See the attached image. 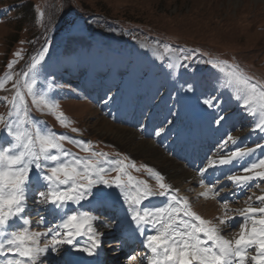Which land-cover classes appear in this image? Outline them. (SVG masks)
Instances as JSON below:
<instances>
[{
	"label": "rangeland",
	"instance_id": "374dc122",
	"mask_svg": "<svg viewBox=\"0 0 264 264\" xmlns=\"http://www.w3.org/2000/svg\"><path fill=\"white\" fill-rule=\"evenodd\" d=\"M165 45L171 51L165 52ZM45 47L48 48L45 58L49 60L44 59L33 69L32 64L39 59ZM101 49H104V56L99 59L103 55ZM59 50L62 57H59ZM116 52L122 54L117 55ZM185 52H192L191 60L184 59ZM142 54L145 56L142 57ZM148 58L153 60V64L151 61L149 63ZM155 59L164 60L167 65L176 64V67L170 69H179L177 77L174 71L161 68L162 62ZM209 59L238 65L253 82L264 86V0H0V81L4 82V87L0 88V116L5 121L9 120L10 110L6 108L11 106L16 95L13 84L19 81L20 86H23L34 81L36 97L21 87L24 103L30 105L32 119L41 124L46 122L56 133L66 134L75 141L90 142L91 150L86 152L85 157L100 150L110 160L128 157L125 163L134 162L136 168H128L127 171L133 173L137 180L147 181L153 191L160 189L148 168L161 173L165 177L164 182L170 185L169 176L178 163L183 165L166 151V145H161L159 140L165 136L169 141L194 134L190 105L183 98L193 92H197V103L206 108L208 124L214 125L219 115L225 117L219 126L222 130L226 124L228 136L231 135L235 141L233 143L228 140V155L237 148H252L254 156L249 158L258 161L264 156V149H261L264 132L255 129L253 117L246 114L232 98L234 93L230 94L231 89L224 90L223 75L217 79L218 69L203 62ZM60 62L61 67L58 66ZM74 69L78 75L62 80L65 78L63 72L69 78L71 74L68 71ZM9 75L11 80L7 79ZM169 77L176 81L172 86L167 84L171 80ZM138 78L142 81V88L134 81ZM92 83L98 88L106 86L107 93L102 101L94 100L86 91V86ZM101 88L97 90V97ZM138 89L142 94L149 95V98L136 99L140 95L135 97ZM178 90L179 97L175 95L174 98L179 101L178 108L184 109L182 114L175 113L171 104V93ZM40 96L59 107L50 112L43 104L33 103ZM157 96L161 97L160 100L155 98ZM205 99L212 100L214 107L204 104ZM136 102H139L137 109L131 108ZM149 107L153 116H161L156 131L164 129L156 138H147L146 133L140 131L139 125H130L119 118L121 114L139 113L142 110L146 111L144 118L152 117ZM61 112L69 122L67 126L61 125L56 119ZM0 128H3L2 123ZM73 128L77 131L73 132ZM149 141L155 147H148ZM62 144L64 149L76 156L82 155L83 150L77 144L68 141H62ZM158 152L168 157L164 160ZM255 171H264V168L255 169L251 173ZM116 174L111 172L108 178ZM107 189L104 188V191ZM106 192L112 193L111 197H115V201L123 202L118 189L112 188ZM249 193L240 202L228 204L227 208L219 203L221 213L225 216L214 218L217 225L220 219H226L227 223V217L233 218L235 214L241 217L240 211L249 206H262L257 197L264 196V180H259L258 187ZM32 198L33 205L37 204L33 206L38 212L36 216L44 217L41 214L47 213L51 206L36 203V196ZM153 198H157L156 202L160 199L162 203L166 199L159 196ZM189 204L193 210L190 201ZM227 209L233 210L228 212ZM118 213L120 219L117 223L100 219L102 223H94L99 228L97 232L104 231L106 226L121 225L114 243L119 235L125 237L124 233L134 224L127 211ZM40 216L30 222L31 230H46L43 227L46 221L36 225ZM52 218L49 217V220ZM125 220L126 224L122 225ZM242 223L243 217L235 228L226 229V225H223L222 234H230L233 240L238 238ZM248 227H251L250 221ZM136 244L143 247L139 242ZM117 246L114 245V248ZM64 251H60L59 255L54 253L57 254L56 262ZM249 252L255 254L254 249ZM131 254L127 257L126 253L124 263L130 260L129 263L134 261L132 264H141L140 251L135 249Z\"/></svg>",
	"mask_w": 264,
	"mask_h": 264
},
{
	"label": "snow or ice",
	"instance_id": "6c2138e0",
	"mask_svg": "<svg viewBox=\"0 0 264 264\" xmlns=\"http://www.w3.org/2000/svg\"><path fill=\"white\" fill-rule=\"evenodd\" d=\"M164 50L171 51L168 45ZM47 52L48 48H43L39 59L31 66L33 69L45 59ZM184 59L191 60L192 52H185ZM203 62L218 69L217 79L223 75L224 90L231 89L230 94L234 93L232 98L253 117L255 129L264 132V86L253 82L238 65L212 59ZM176 66L168 64L169 68ZM7 79L12 77L9 75ZM33 83L20 86L17 81L13 84L16 95L11 102L10 119L5 121L0 116L3 124L0 128V264H44L50 252L59 255L64 245L71 246L69 252L75 249L90 257H99L103 234L94 227V221L99 217L93 214L92 209L110 198L111 193L103 188L119 190L127 205V214L136 225L131 229L132 233L138 232L144 237L145 254L141 257V264L145 261L146 264H248L249 261L251 264H264V196L257 197L262 206H249L240 211L244 223L238 238L227 239L217 224L202 218L192 210L186 198L176 195L178 189L170 191V185L164 182L165 177L161 173L147 169L160 189L153 191L147 181L137 180L127 171L128 168H136L134 162L125 163L128 157L110 160L106 153L94 151L91 156L78 157L64 149L62 141L75 143L85 152L91 150L90 142L75 141L66 134L56 133L46 122L41 124L30 117L21 87L36 97ZM3 87L4 82L0 81V88ZM33 103L43 104L50 112L59 107L43 96L34 99ZM203 103L214 107L212 100L205 99ZM56 119L63 126L69 123L62 112ZM224 119L219 115L215 123L219 125ZM162 131L163 128L156 135ZM227 140L235 143L231 135ZM252 152V149L237 148L227 157L211 160L207 167L231 165L234 160L251 156ZM142 167L147 168L146 165ZM260 168H264V158L252 161L242 171L247 173ZM205 171L207 168L200 169L201 174ZM111 172L117 174L109 179ZM257 178L264 180V171L227 176L241 189L250 188V182ZM203 184L201 180V186ZM33 196L38 197L36 203L50 205L48 210L57 220L55 224L45 223L43 232L31 230L28 201ZM156 196L166 199L161 204H153L151 198ZM83 202H88V210L84 209ZM223 206L227 208L228 202L224 201ZM45 219L41 217L36 224L45 222ZM231 220L232 217H227L226 223V219H220L219 224L231 228ZM248 221L251 222L250 230ZM49 234L51 238L41 246V237ZM78 238H85V243L81 244ZM250 249H254L255 254H250ZM62 261L63 256L57 264Z\"/></svg>",
	"mask_w": 264,
	"mask_h": 264
},
{
	"label": "bare ground",
	"instance_id": "6f19581e",
	"mask_svg": "<svg viewBox=\"0 0 264 264\" xmlns=\"http://www.w3.org/2000/svg\"><path fill=\"white\" fill-rule=\"evenodd\" d=\"M104 87L102 86L99 97L101 95V92L103 91ZM89 91H94V87L90 88ZM250 142V141H249ZM148 147H155V145L149 141ZM157 152V151H156ZM161 153V152H160ZM158 152V154H160ZM160 157H163L164 160L165 158H167L168 156L165 155L163 152L161 153ZM224 157V156H220ZM218 156L216 159H220ZM229 168H225L222 170H220L219 172H210L209 174H202V180L204 181L203 186H201V181H198L197 175L195 172L189 170L187 167H184L182 164L178 163L176 169L172 172V175H170V191L172 190H179L178 192H176V195L179 196L180 198H186L188 201H190L193 205V211L197 212L200 214V216L206 220L212 221L214 224H217V222L214 220L215 217L219 218L221 215L222 217H224L225 215H223L221 213V208H220V204L218 202V196L215 195V192L220 189V188H226V186L223 184L224 182H226V180H221L219 179V181L217 182H212L215 179L218 178H227L228 175H234L231 171V169L234 168L233 164L229 165ZM235 175H250L247 173H243V172H237ZM228 180V179H227ZM256 180V179H255ZM253 180V181H255ZM230 181V180H228ZM251 181L250 183L252 184ZM230 183L233 186H237L238 190H241V188L236 185L235 183H233L232 181H230ZM226 192V190H225ZM241 192V191H240ZM240 192H236V195H239ZM203 193H207V195H202ZM228 194H230V190H228ZM218 199V200H217ZM31 202H28V206H30V221H35L38 217H36V212L32 213V211L35 210V208H33V199H30ZM37 205V204H36ZM35 205V206H36ZM106 205L109 206V210H116L115 207L113 206V204L111 202H108ZM34 206V207H35ZM95 207H99V206H95ZM47 214V213H43ZM229 214V213H228ZM107 215H110V213H108ZM34 216V218H32ZM126 221H122V225L126 224ZM121 224V223H120ZM121 225L117 224V226H106L104 231H98V233H102L103 235L101 236V241L102 240H107L108 243L113 245L112 248H114V245L116 246L117 244L114 243L115 241V237L118 234V227H120ZM218 226L223 229V225L218 224ZM95 229H99L96 225H94ZM136 225L135 223L131 226H129L128 230L126 231V236L124 238V242H131L132 240L136 241V243H140V245L143 246V241H144V237L139 235V233H132L131 229L135 228ZM251 227H248V229L250 230ZM125 229V228H124ZM228 229V228H226ZM230 229V228H229ZM41 232L45 231L43 229L39 230ZM149 232H151V230H148ZM121 232V231H120ZM51 236V234H49V237ZM225 238L227 239H231L232 236L230 234H226L224 235ZM50 238L48 237H41V246H43V244ZM80 240L81 244L85 243V238H78ZM125 244V243H123ZM118 245H122V244H118ZM67 250H69L71 248V246L66 245ZM251 250V249H250ZM69 252V251H68ZM120 250H116L114 251V255L113 256H118V259L110 264H124L123 262L125 261L126 258V252L124 253V251H121V253H119ZM52 254L53 253H49L45 262L47 263L48 261H50V259L52 258ZM70 255H65L64 260L67 261V259L69 257H72L74 259H78L79 262L81 264H96L97 260L99 259V257H90L88 256L86 253L80 252L78 250L72 249L69 252ZM118 254V255H117Z\"/></svg>",
	"mask_w": 264,
	"mask_h": 264
},
{
	"label": "trees",
	"instance_id": "16d2710c",
	"mask_svg": "<svg viewBox=\"0 0 264 264\" xmlns=\"http://www.w3.org/2000/svg\"><path fill=\"white\" fill-rule=\"evenodd\" d=\"M27 4V3H26ZM28 5V4H27Z\"/></svg>",
	"mask_w": 264,
	"mask_h": 264
}]
</instances>
